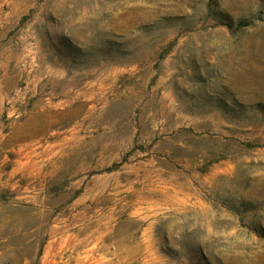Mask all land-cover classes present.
I'll use <instances>...</instances> for the list:
<instances>
[{"label": "rangeland", "instance_id": "374dc122", "mask_svg": "<svg viewBox=\"0 0 264 264\" xmlns=\"http://www.w3.org/2000/svg\"><path fill=\"white\" fill-rule=\"evenodd\" d=\"M0 264H264V0H0Z\"/></svg>", "mask_w": 264, "mask_h": 264}]
</instances>
